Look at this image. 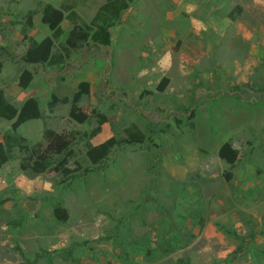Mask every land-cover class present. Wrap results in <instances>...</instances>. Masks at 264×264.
Here are the masks:
<instances>
[{
    "label": "rangeland",
    "instance_id": "obj_1",
    "mask_svg": "<svg viewBox=\"0 0 264 264\" xmlns=\"http://www.w3.org/2000/svg\"><path fill=\"white\" fill-rule=\"evenodd\" d=\"M104 2L0 0V89L41 111L0 166V264H264V0H133L108 47L88 39L63 65L19 62L52 38L46 5L63 12L56 52L71 15L91 34ZM24 69L36 73L26 89ZM46 129L71 145L36 172ZM10 130L0 118V142Z\"/></svg>",
    "mask_w": 264,
    "mask_h": 264
},
{
    "label": "trees",
    "instance_id": "obj_2",
    "mask_svg": "<svg viewBox=\"0 0 264 264\" xmlns=\"http://www.w3.org/2000/svg\"><path fill=\"white\" fill-rule=\"evenodd\" d=\"M132 2L133 0H105L92 19L91 26L93 31L91 34L90 29L84 30L82 27L76 25L74 23L76 21V16L71 15L72 27L68 31L64 42L60 44L59 50L56 52H52L53 41L58 40L63 34V29L61 27L63 12L50 5H46L41 12V22L52 32V38L47 37L40 43L31 40L30 46L25 49V54L18 59L19 62L25 65L37 63V65L40 66H60L64 64V60L70 56L72 50L80 48L88 39L92 40L95 47H108L111 38L110 29L120 24L122 14L128 9ZM240 12L241 7L236 5L231 10L229 16L230 18H235L234 15ZM69 16L70 13L67 16V20H69ZM29 25L32 26L31 19H29ZM24 38L25 36L22 37L23 42L26 40V38ZM3 50H5L4 47L0 46V51ZM35 74L36 73L31 70H22L17 79L18 86L22 89H26L32 82ZM107 86L108 81L106 80L105 87ZM79 88L80 90L77 95L88 93L87 82H83ZM114 93V91L110 92L111 95H114ZM261 93L260 91H256L252 93V95L258 98ZM122 94L126 95L125 92ZM227 95H230V93ZM49 106L52 107L51 103ZM75 117L79 116L76 115ZM0 118L11 122V130L4 135L3 141L0 142L1 166L10 159L13 148H27L25 138L17 134V129L27 121L40 119L41 111L38 102L32 97L27 98L21 104L20 108H16L5 99L4 92L0 89ZM136 131L134 141L139 142L142 140L143 135L138 130ZM43 137L47 141L46 148L43 151H39V144L37 143L32 147L33 153L37 155L35 161L36 166L39 165L35 170L36 172L43 169L45 170L49 166V156L51 154H61L71 145V141L68 137L58 134L51 129L44 130ZM112 146L113 140H108L98 147L90 148L87 152V156L92 163H95L100 161ZM218 155L230 164L234 163L236 159V152L231 150L228 144L221 146ZM21 168L25 169V166L22 165ZM226 176L229 177V174ZM28 264H33V262H29Z\"/></svg>",
    "mask_w": 264,
    "mask_h": 264
},
{
    "label": "crops",
    "instance_id": "obj_3",
    "mask_svg": "<svg viewBox=\"0 0 264 264\" xmlns=\"http://www.w3.org/2000/svg\"><path fill=\"white\" fill-rule=\"evenodd\" d=\"M67 33H68V31H67ZM66 35H67V34H66ZM65 38H66V37H65ZM2 42H3V41H2ZM2 42H1L0 46H2V47L5 48V43L3 44Z\"/></svg>",
    "mask_w": 264,
    "mask_h": 264
}]
</instances>
